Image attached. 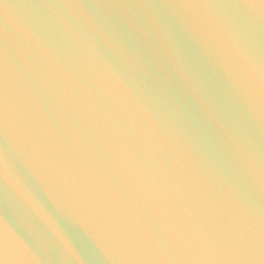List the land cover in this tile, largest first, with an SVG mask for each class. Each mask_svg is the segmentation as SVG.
<instances>
[{
	"label": "water",
	"instance_id": "1",
	"mask_svg": "<svg viewBox=\"0 0 264 264\" xmlns=\"http://www.w3.org/2000/svg\"><path fill=\"white\" fill-rule=\"evenodd\" d=\"M0 264H264V0H0Z\"/></svg>",
	"mask_w": 264,
	"mask_h": 264
}]
</instances>
